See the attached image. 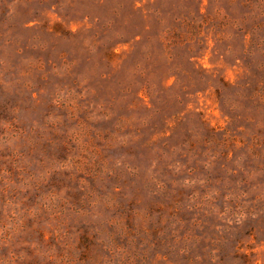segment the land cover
I'll use <instances>...</instances> for the list:
<instances>
[{"label": "rangeland", "instance_id": "1", "mask_svg": "<svg viewBox=\"0 0 264 264\" xmlns=\"http://www.w3.org/2000/svg\"><path fill=\"white\" fill-rule=\"evenodd\" d=\"M0 264H264V0H0Z\"/></svg>", "mask_w": 264, "mask_h": 264}]
</instances>
